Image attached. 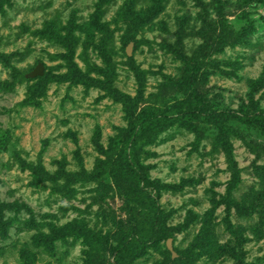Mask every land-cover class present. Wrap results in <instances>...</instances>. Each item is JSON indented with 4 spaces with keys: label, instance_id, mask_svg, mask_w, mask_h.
<instances>
[{
    "label": "rangeland",
    "instance_id": "374dc122",
    "mask_svg": "<svg viewBox=\"0 0 264 264\" xmlns=\"http://www.w3.org/2000/svg\"><path fill=\"white\" fill-rule=\"evenodd\" d=\"M131 3L0 0V264H264V0H164L130 34ZM130 107L176 114L138 183L97 168Z\"/></svg>",
    "mask_w": 264,
    "mask_h": 264
},
{
    "label": "trees",
    "instance_id": "16d2710c",
    "mask_svg": "<svg viewBox=\"0 0 264 264\" xmlns=\"http://www.w3.org/2000/svg\"><path fill=\"white\" fill-rule=\"evenodd\" d=\"M129 1H132V3L130 5L126 4L127 6L122 7L118 12V16L122 15V16H124V18H127L128 25L131 24L130 19H136V17H134V15H135L134 7L136 8V6H137L136 3H139V0H129ZM163 1L164 0H149V3L151 4L150 10L143 12L144 14L137 20V24L135 23L136 25H132V27L130 28V31H131L130 34L135 32V29H139V30L143 29V28H138L139 26H142V24L146 25V23H148L149 21H152V19H154V17L151 16L152 10H153L152 7H154V9L157 10V12H158V10H159L158 8L162 7ZM256 3H257V1H256ZM258 4L261 5L262 1H259ZM132 12H134V13L132 14ZM99 23L102 24L100 21H99ZM231 28H229L230 29L229 32H230V34L233 33L232 35H234V32L232 31ZM240 33H241V36L243 37L244 35L242 34L241 31H240ZM60 37L65 39L67 36L65 37V35L63 36V34H62V35H60ZM60 37H58V39H60ZM137 39L132 38V40H134V41H136ZM127 55H128V59L130 61L134 60L133 55H129L128 52H127ZM142 72H145V71L140 70V69H138V70L136 69V75H138V77L142 76ZM126 96L127 95L124 96L123 101L125 100V102L128 106V103L130 101L129 100L130 97L127 96V98H126ZM131 101H133V100H131ZM134 101L132 102V105H134ZM142 110L143 111H139V110H136V108L133 109V107H130V110L128 109V113L130 114L131 118H133L135 114H137V115H136V118L132 119L133 127L131 129L127 130V132L129 133V137L125 141V144H127V146L124 144L123 147L121 148V151L123 153L118 155L117 158H114L111 154H107V159L106 160H100V163L97 167V168L103 167V171L110 173L112 177L115 176L116 179L118 178V175H119L120 177L124 178L127 181H137V183L139 182L140 179H138V176H140V174H141L142 165L136 161V159H135L136 156H134L133 152H132V150L135 147L136 142L138 140V136L141 134H144L146 131H153V129H155V128L152 129L154 124L156 126H162V125L168 123V120H172L176 116V114H169V112H165L163 115H157V114L155 115V114H149L150 111H148V110H144V109H142ZM194 111H195L194 115H196V110H194ZM228 114L229 113H223V112L220 113L218 111L217 112L214 111V112L209 113V116L212 118H215V117H219V116L221 117V116L228 115ZM230 116L232 117V115H230ZM263 117H264V111L260 115L257 114V115L251 116L250 117L251 119H249V122L250 123H260L262 121ZM156 132H158V131H156ZM133 135H136L135 136L136 140L132 141ZM130 142H132V143H130ZM114 145H116V144H114ZM129 148H131L130 151H128ZM97 177H99V176H97ZM118 186H119V184H118ZM146 228H149V230H147ZM146 228L144 229L143 232H141V234L136 235V238L134 241L138 242L139 245L153 244V246L155 247L160 243V241L162 239L167 238V236H169V233H167L166 229H164L163 227H161V225H159L157 223L154 225L148 226ZM68 229H69V227H68ZM133 245H134L133 243H130L127 241L124 243V247H126V248H131V247H133ZM121 260H123V259H118V260L116 259L115 263H117ZM115 263H113V264H115Z\"/></svg>",
    "mask_w": 264,
    "mask_h": 264
},
{
    "label": "water",
    "instance_id": "95a60500",
    "mask_svg": "<svg viewBox=\"0 0 264 264\" xmlns=\"http://www.w3.org/2000/svg\"><path fill=\"white\" fill-rule=\"evenodd\" d=\"M128 54L132 55V45H130V47L128 48ZM42 69H43L42 67H39L36 71V74H42L43 73ZM168 247L173 251V239L172 238L168 240Z\"/></svg>",
    "mask_w": 264,
    "mask_h": 264
}]
</instances>
